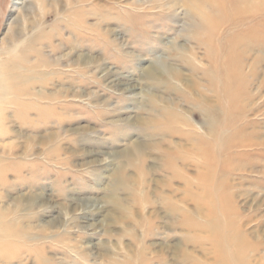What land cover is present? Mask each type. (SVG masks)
I'll return each instance as SVG.
<instances>
[{
    "label": "rangeland",
    "instance_id": "374dc122",
    "mask_svg": "<svg viewBox=\"0 0 264 264\" xmlns=\"http://www.w3.org/2000/svg\"><path fill=\"white\" fill-rule=\"evenodd\" d=\"M0 264H264V0H0Z\"/></svg>",
    "mask_w": 264,
    "mask_h": 264
}]
</instances>
